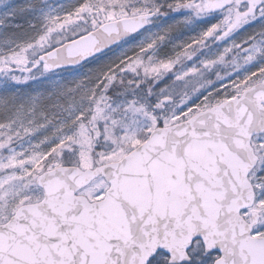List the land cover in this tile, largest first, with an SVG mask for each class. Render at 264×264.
<instances>
[{"label": "snow or ice", "instance_id": "1", "mask_svg": "<svg viewBox=\"0 0 264 264\" xmlns=\"http://www.w3.org/2000/svg\"><path fill=\"white\" fill-rule=\"evenodd\" d=\"M0 264H264V0H0Z\"/></svg>", "mask_w": 264, "mask_h": 264}]
</instances>
